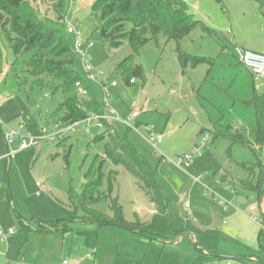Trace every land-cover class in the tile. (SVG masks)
I'll use <instances>...</instances> for the list:
<instances>
[{"label": "rangeland", "instance_id": "1", "mask_svg": "<svg viewBox=\"0 0 264 264\" xmlns=\"http://www.w3.org/2000/svg\"><path fill=\"white\" fill-rule=\"evenodd\" d=\"M96 1L65 0L63 21L43 2L36 5L26 0L23 10L36 15L48 28L60 30L72 45L74 38L68 34V27L79 25L88 45L85 61L95 71L103 73L100 81L108 89L110 113L121 121L134 112L140 113L130 132L139 140L135 145L138 153L125 144L120 152L147 178L151 195L143 188L145 182L106 158L108 138L99 140L105 129L95 123L86 122L73 128L63 146L42 143L18 153L12 161L3 158L7 152L3 131L17 129L23 123L27 127L26 134L37 137L40 129L55 124H51V116L64 102L62 93L52 96L43 90L37 91L36 106L30 107L6 66L4 74L0 75V231L12 230L14 234L4 240L0 238V264H73L74 258L80 260L78 264H194L206 251L203 243L210 239H199L195 235L192 241L188 237L195 234L197 228L194 218L198 221L197 217L189 216L186 208L191 204V189L195 188L201 199L211 205H218V200L231 203L229 195L235 192L242 202L238 212L245 216L252 214L250 207L256 201L254 195L248 199L236 190H239L238 182L247 179L243 165L257 164L258 159L264 165V143L261 151L257 146L258 123L261 119L264 123V84H254L251 72L236 59L235 48L250 50L255 44L258 48L253 52L264 54V4L254 0H222L221 4L215 0H185L196 20L227 37L220 44L196 30L185 38L180 45L185 54L213 63L193 67L180 63L176 43L164 37L149 42L138 54L133 53L128 43L119 49L109 48L98 32L99 14L92 10ZM131 56L132 70L141 66L145 77V80L135 78L134 85L127 84L118 69ZM78 71L83 74L82 64ZM90 86L96 99L103 102L102 90L96 84ZM74 92L82 109L91 112V97H82L76 89ZM146 127H153L152 132L148 133ZM116 129L119 136L127 131L120 123H115ZM201 130L211 132L208 149L193 163L178 168L173 161L194 149V144L202 138ZM237 133L251 147L233 144ZM158 137H162V143L156 150H148V142L153 145ZM155 151L160 158L154 155ZM101 164L106 176L112 170L118 172L112 197L119 198L126 221L141 222L144 233L71 223L77 215L82 216L81 210L71 202V191L76 196L81 195L87 183L85 174L91 169L98 170ZM224 176L227 180L223 182ZM163 181L172 191L161 194ZM233 181L238 186L234 187ZM101 193H107L105 186ZM175 194L183 196L181 203L176 201ZM152 197L159 214L153 213ZM163 197L170 202L167 211ZM93 208L111 216L108 199ZM136 208L145 214L139 215ZM210 210L214 214L213 209ZM50 223L60 226L69 223L73 231L62 235L23 230L24 224ZM215 223L217 230L224 229L220 218ZM183 235L186 238L179 242ZM218 238L213 237L212 242L225 246L218 254L222 259L209 264H227L228 261L264 264V254L259 250L254 252L233 244L230 239ZM252 255L258 257L260 263L242 261Z\"/></svg>", "mask_w": 264, "mask_h": 264}, {"label": "trees", "instance_id": "2", "mask_svg": "<svg viewBox=\"0 0 264 264\" xmlns=\"http://www.w3.org/2000/svg\"><path fill=\"white\" fill-rule=\"evenodd\" d=\"M32 1L36 5L43 2L44 6L54 11L59 21L65 19V0ZM215 1L218 4L222 3V0ZM254 1L261 5L264 4V0ZM25 2L26 0H0V75L4 74L5 67L8 66L23 98L30 107L36 106L34 97L37 91L47 90L52 96L62 93L64 102L52 114L51 124L60 123L65 126L79 124L80 126L87 120L90 113H102L103 102L98 101L94 96L91 83L87 81L85 73L80 74L78 71L81 60L67 37L60 30L48 28L36 15L24 11ZM92 10L99 14L98 32L109 48L119 49L128 43L133 53L138 54L139 50L149 42L158 41L160 37H164L167 41L176 43L179 61L183 66L188 64H192L193 67L202 64L213 65L209 59L194 58L181 50V42L194 31L201 30L220 44L227 40L224 34L196 20L190 14L185 0H97L92 4ZM132 60V56L128 57L118 66L125 82L129 85H131L130 81L135 78L145 80L141 66H136L132 70ZM78 82L88 90L91 97L92 111L89 113L82 109L78 96L74 92ZM258 124L257 146L261 151L264 143L262 119ZM104 129L105 133L99 140L108 138L105 143L106 158L111 160L115 166H123L136 178L145 182L146 186L143 188L148 192L150 185L147 178L120 152V147L124 144L133 148L129 140V128L124 137H120L109 123H105ZM206 133L211 135L210 131L205 130L201 134ZM68 139L69 137H65L57 142V145L63 146ZM232 142L251 147V144L246 142L239 133L232 139ZM66 159L68 164V157ZM102 168L101 164L98 170L91 169L85 174L87 183L81 195L76 196L71 191L72 204L82 212V216L77 215L71 223L96 224L99 228L110 226L109 223H111L124 226L133 232L144 233L143 225L138 221L129 223L125 220L119 198L112 197L118 172L112 170L106 176ZM242 168L247 173V179L239 182L240 191L246 195H255L260 204L264 198V165L258 159L257 164L243 165ZM226 180L227 176H224L223 182ZM104 186L107 190L106 194L101 193ZM105 199L109 201L111 216L93 208ZM68 224H62V226L56 223L35 226L24 224L23 230L26 233L58 232L67 235L73 231ZM221 259L218 256L203 254L194 264L215 263Z\"/></svg>", "mask_w": 264, "mask_h": 264}, {"label": "built area", "instance_id": "3", "mask_svg": "<svg viewBox=\"0 0 264 264\" xmlns=\"http://www.w3.org/2000/svg\"><path fill=\"white\" fill-rule=\"evenodd\" d=\"M74 1V0H73ZM68 34L74 38V51L76 55L80 58L81 64L83 67V71L86 75V79L88 82L96 84L104 94L103 100V110L102 113H90L87 120L84 122L95 123L99 128H104L105 123H109L113 126L114 123H120L125 127L132 129L134 121L140 116L139 112H134L129 117L121 121L118 116L113 113H110L109 108V96L107 93V87L104 85L100 78L103 77V73L101 71H95L90 65H88L85 61L86 53H87V43L82 36V32L80 30L79 25H71L68 27ZM235 56L238 62L244 66L247 70H249L252 74L254 84L259 82H263L264 84V54L256 53L250 50H246L240 47L235 48ZM136 83L135 79L130 81L131 85ZM115 87L116 84H113ZM75 89L79 91L82 97H88L89 92L87 89L83 87V85L78 82L75 85ZM1 106V105H0ZM1 125V121H0ZM79 124L74 125H64L62 124H54L52 127H44L40 129L39 135L37 137H33L29 134H26L27 127L20 123L17 129H7L3 131V137L6 144V155L3 158H6L10 161L14 160L18 153L28 150L30 148L39 147L40 144L46 143H57L67 137V135L72 131L73 128L78 127ZM145 130L148 133H151L153 127H146ZM115 132V131H113ZM211 139V135L206 133L202 134V138L200 142L196 145V147L189 153L184 154L173 161V163L181 168L185 164H190L196 161L199 157H201L209 147V141ZM162 143V137H158L157 140L153 144V148L156 150L157 146ZM18 146L17 149H13L14 146ZM157 155L158 152L155 151ZM219 205L223 208L224 212H228L233 208L231 203H228L224 200H218ZM189 206L188 204L186 205ZM258 204H254L250 207L249 219L254 223L261 226L264 231V222L263 220L256 215ZM14 234V231L9 230L7 233L0 231V238L2 240L6 239L8 236ZM3 257H6V254H2ZM10 264V263H7ZM18 264V263H16ZM63 264H70L68 262H63ZM227 264H232L231 261H228ZM242 264V263H239Z\"/></svg>", "mask_w": 264, "mask_h": 264}, {"label": "crops", "instance_id": "4", "mask_svg": "<svg viewBox=\"0 0 264 264\" xmlns=\"http://www.w3.org/2000/svg\"><path fill=\"white\" fill-rule=\"evenodd\" d=\"M250 48H251L250 51H257L258 47H255V44H254V45H251ZM113 127L115 129V123L113 124ZM116 130H117L116 133L118 134V129H116ZM127 130H128V128H127ZM129 130L131 132V129H129ZM202 131L203 130L200 131V135H202L201 134ZM2 134H3V132H2ZM125 134H126V132L123 134V136H120V137H124ZM129 140H130L133 148L138 153V150L136 149L135 145L139 144L138 143L139 140L136 138V136H134L132 134H129ZM198 142L196 144H194L195 145L194 148L196 147ZM148 145H149L147 147L148 150H149V148L150 149L153 148V145L150 144L149 142H148ZM154 155L156 156L155 152H154ZM157 158H160V157H157ZM232 185L234 187H236V185H237L236 181H233ZM238 185H239V182H238ZM150 188L151 187H149V191L146 192L147 195H151V191H150L151 189ZM238 188H239V190H236L237 194H242L243 196H245L248 199L250 198V195H252V194H249V195L243 194L240 191V186ZM171 189L172 188L170 187V185H168L164 181L160 185L161 194L164 192L167 193V191H172ZM195 190H196L195 188L191 189L192 192L189 194V198L191 199V204L188 207L186 206V208L188 210L189 216H193V217L198 218V221H196L195 218L193 220L194 223L197 222V228L195 230V234L194 233L188 234V237H191L192 241H195L196 236L199 237V239H200V237H202V239L203 238L204 239L205 238L210 239V240L203 243V246H202L203 249L208 251L207 253H205L206 251L203 252L204 254L212 255V256H218V254L221 251V247H225V246H220V243L217 244L214 241L212 242V238L213 237L218 238V235L220 237L218 239H220V240H221V238H224L226 240L230 239L233 244H238L239 246H241V248H247L248 250H251L254 252L259 250L261 254H264V247H263L264 231L262 230L261 226L254 223L253 221H251L248 216H245L244 214L242 215L240 212H238V209L242 208V202L238 196L236 197L235 192L233 195H229V197L231 196L230 202L234 205L233 208L229 210L230 212L229 211L224 212L223 208L219 204L217 205L215 203H212V205H211V203L209 204L208 201L201 199V195L197 193V190L196 191ZM175 196L177 198L176 201H180V203H181L183 196H182V198H181V196L178 197L176 194H175ZM113 198H116V197H113ZM151 199H152L151 206L154 208L153 213L159 214L160 211L157 208V204H156L155 199L153 197ZM255 200H256L255 204H258L257 210H256V215L259 216L264 222V198L262 199L260 204L257 202L256 197H255ZM163 201H164L165 209L167 211L169 208L170 202L168 203L164 197H163ZM210 208L213 209L214 214H211L212 211L210 210ZM136 212L142 216H143V214H145V211L138 209V208H136ZM226 213H229V214H226ZM219 218L222 220L223 227H224L223 230H217L216 229L215 221H216V219L219 220ZM129 223H132V222H129ZM139 223L142 224L141 222H139ZM94 226H97V225L95 224ZM119 228H121V227H119ZM124 229H128V228H124ZM128 230H130V229H128ZM130 231H132V230H130ZM185 238H186V236L183 235L180 238L179 242L183 241ZM218 257H220V256H218ZM75 259L76 258H74L73 264H78L80 262V260L79 259L75 260ZM242 261L258 262L260 260L258 257L252 255L248 259H242ZM258 263H260V262H258ZM253 264H255V263H253Z\"/></svg>", "mask_w": 264, "mask_h": 264}, {"label": "water", "instance_id": "5", "mask_svg": "<svg viewBox=\"0 0 264 264\" xmlns=\"http://www.w3.org/2000/svg\"><path fill=\"white\" fill-rule=\"evenodd\" d=\"M109 225H110V226H113V227H121V228H126V227H124V226H118V225H114V224H111V223H109ZM195 247H197V245H195Z\"/></svg>", "mask_w": 264, "mask_h": 264}]
</instances>
